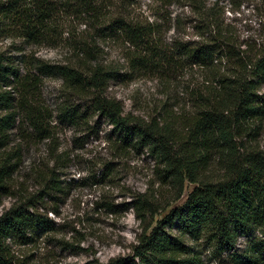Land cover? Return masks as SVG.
Masks as SVG:
<instances>
[{
    "label": "trees",
    "instance_id": "obj_1",
    "mask_svg": "<svg viewBox=\"0 0 264 264\" xmlns=\"http://www.w3.org/2000/svg\"><path fill=\"white\" fill-rule=\"evenodd\" d=\"M147 1L153 18L141 0H0V42L11 40L0 49V194L22 192L15 174L23 152L13 130L26 126L52 140L59 123L88 129L97 114L117 133L119 146L144 147L155 157L158 187L130 195L141 226L132 248L139 264H206V254H226L233 264H264V45L243 47L218 0L211 6L207 0ZM174 4L180 12L190 8L196 40L165 41L171 20L178 28L185 24L180 14L171 17ZM61 41L67 53L60 61L25 53ZM109 43L121 47L123 63L101 57ZM188 65L200 79L186 93L190 107L176 112L171 100L179 94L170 76ZM142 76L157 80L163 92L148 120L126 113L106 94L111 80ZM47 77L59 78L66 94L55 113L40 100ZM54 151L52 167L34 169L42 207L16 204L0 214V264H28L13 243L56 230L48 212L58 214L55 201L66 196L71 181L61 179L57 167L65 154ZM105 176L103 170L97 178L94 173V183ZM187 185L186 199L174 206ZM103 206L111 209L113 203ZM106 264L132 263L111 258Z\"/></svg>",
    "mask_w": 264,
    "mask_h": 264
},
{
    "label": "rangeland",
    "instance_id": "obj_2",
    "mask_svg": "<svg viewBox=\"0 0 264 264\" xmlns=\"http://www.w3.org/2000/svg\"><path fill=\"white\" fill-rule=\"evenodd\" d=\"M218 1L224 7L225 23L232 27L237 41L243 47L246 43L264 45V0H242L240 5H232L229 0ZM213 2L214 0H207V6H211ZM140 3L141 5H136L153 18L147 9L148 1L141 0ZM169 8L172 10L171 17L174 18L178 13L185 24L178 28L174 20H171L170 28L165 33V41L176 37L185 41L196 40V29L189 22L193 16L190 8L185 7L183 12H180L176 4ZM82 28L84 24H80L79 29ZM10 44V39H4L0 42V49H8ZM102 47L103 59L124 62L121 47L111 43ZM25 53H32L35 57L54 63L64 58L67 48L61 41L58 45L30 46ZM190 67L185 66L170 76L175 83L172 88L176 87L179 94L175 96L176 101L171 100L176 112L190 107L186 93L200 79L199 71ZM41 86L40 100L55 113L66 95L61 90L60 79L47 77ZM106 94L118 99L126 113L130 112L144 120L156 114V107L163 97L158 81L150 76L122 83L111 80ZM170 95H175V91H171ZM89 124L92 128L87 129L84 124L59 123L52 140L38 138L26 126L11 132L14 141L21 144L23 152V161L15 174L16 181L22 182L23 187L20 189L22 192L16 193L17 195L0 194V214L16 204L36 203V206L42 207L36 193L39 187L34 179V169H47L54 165L50 148L57 154H65V160L59 162L57 167L61 179L71 181L66 196L58 197L55 201L58 214L48 212V217L56 223L55 232L35 236L32 242L24 245L18 241L13 243V249L22 254L28 264H106L111 258H124L132 264H139L132 248L137 243L141 226L130 205V195L158 187L155 157L144 147L135 149L119 146L117 133H113L112 126L97 114L91 115ZM256 141L261 145L263 137L257 136ZM102 170L107 176L100 183H94L93 174L96 173L97 178ZM187 188L174 206L184 202L191 185H187ZM107 200L113 203L111 209L103 206ZM57 241H65L72 246L61 248ZM242 247L243 238L237 243L238 249ZM205 263L233 264L226 254L220 258L206 254Z\"/></svg>",
    "mask_w": 264,
    "mask_h": 264
}]
</instances>
